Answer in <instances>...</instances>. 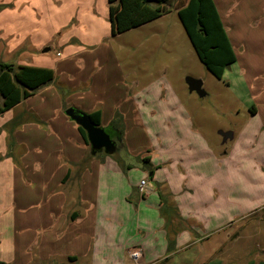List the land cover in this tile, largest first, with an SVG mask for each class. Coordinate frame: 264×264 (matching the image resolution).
I'll use <instances>...</instances> for the list:
<instances>
[{
    "label": "crops",
    "instance_id": "0c3cea01",
    "mask_svg": "<svg viewBox=\"0 0 264 264\" xmlns=\"http://www.w3.org/2000/svg\"><path fill=\"white\" fill-rule=\"evenodd\" d=\"M49 2L51 8H41ZM97 2L38 0L37 8L19 10L9 7L1 13L3 24L8 20L13 23L6 31L0 30V33L4 30L3 35L8 39V42L3 40L7 46L10 40L6 34L23 32L24 23L28 30L33 31L37 27L39 31L41 25L45 29L48 25L45 27L44 20L50 11V35L54 34L50 38L57 40L52 43L58 54L73 63L72 70L64 78L45 58L33 64L19 62L18 65L53 69L55 83L40 89L36 95L0 116V125H7L23 112L22 109H26L43 122H22L13 131L14 145L4 146L0 157V210H3L0 214V260L6 264H94L95 255L106 249L116 255L118 250L128 251L131 248L130 257L131 252L139 250L143 264H157L162 259L152 261L153 250L165 253L169 247L170 253L173 249L171 242L175 241L176 247L183 240H189L186 247L202 242L205 236L208 238L211 232H215L212 230H217L213 226L218 225L220 216L232 204L229 200L218 203L221 197L228 198V184L221 186V191L204 184L209 183L212 175L219 176L217 163L226 159L214 156L208 148L200 151L202 142H198L197 138L193 145L190 142L183 144V141L181 145L185 153L192 152L193 156H185L182 151L183 154H178L173 147L167 156H154V151L145 147L140 154L134 153L139 156H98L89 160L84 169L78 165L88 157L91 149L78 126L64 114L66 109L55 84L60 83L70 89L68 106L88 114L101 110L103 128L109 126L116 113H120L124 119V139L128 150L132 148L129 140L131 129L150 137L149 131L156 119L161 123L163 120L170 122L168 128L171 121L175 127L185 124L182 116L176 118L171 113L166 116L168 118H157L153 96L147 94L149 91L142 87L140 80H129L118 64L120 76L117 75L113 83L104 80V88L96 82L97 72L103 68L98 62H93L88 74H79L86 63V59L81 58L84 56L82 52H86L83 48H94L105 37L99 36V28L109 26L111 35L109 13L101 15ZM33 19L35 22H32ZM234 28L228 27L227 34L235 50L242 39L235 36ZM247 35L251 37L249 41L264 40L261 29ZM50 38H45L38 48L51 43ZM17 49L18 53H23L29 48L24 47V43H18L14 51ZM66 50H71L68 56L64 55ZM43 93L56 96V105L52 111L49 110L52 117L46 115L47 111L43 108V101L48 99L32 102ZM9 114V118L5 119L4 116ZM187 131V135L192 134ZM176 138L170 140L172 145ZM44 139L46 147L42 145ZM27 145L33 146L37 153L41 148L48 153L46 156H39V153L30 156ZM209 153L212 156H207ZM203 154L206 156H201ZM132 158L138 161L135 165L127 162ZM144 159L150 160L149 164L154 168L153 177ZM133 173L137 177L134 183L131 182ZM40 180H43L42 184ZM49 180L53 181V185L48 184ZM143 180L147 182L145 193L140 192ZM133 206L137 209L139 220L142 209L149 210L147 222L144 226L137 224L136 234L119 236L118 232L127 228L126 224L132 218ZM2 219L6 221L3 235Z\"/></svg>",
    "mask_w": 264,
    "mask_h": 264
},
{
    "label": "rangeland",
    "instance_id": "374dc122",
    "mask_svg": "<svg viewBox=\"0 0 264 264\" xmlns=\"http://www.w3.org/2000/svg\"><path fill=\"white\" fill-rule=\"evenodd\" d=\"M105 1L97 2V10L101 15L105 12L107 14L108 11L107 1ZM188 1L170 0L164 6V16L143 27L117 36L110 35L109 26L103 28L102 25L98 33L99 36L105 35V37L103 36L100 44L94 48H83L86 52H82L84 56L81 58L86 59V63L79 72L80 75L88 74L93 64L98 62L103 68L97 72L96 82L104 88V80L107 79L113 83L117 75L120 76L121 69L129 80H140L142 87L150 92L147 94L153 96L157 118H165L171 113L176 118L182 116L185 119L183 126L178 124L177 120L176 123L180 126L175 127V123L171 121L170 128H168L170 122L167 120L161 123L156 119L152 122L150 137L137 129H131L129 130L132 147L130 150L127 149L125 142L124 149L118 148L111 155L105 152L101 154L103 156H139V152L149 147L154 151V156H167L173 147L178 154L183 152L185 156H193L192 152L185 153L181 145L182 141L183 144L190 142L193 145L197 138L198 142H202L200 151L208 148L214 156H222L218 158L226 159L223 163H217L219 176L211 174L209 183L204 184L215 186L220 191L221 186L228 184V198L221 197L218 203L229 200L232 204H229L228 210L220 216L218 225L213 226L214 229L217 227V230H212L215 232L213 234L211 232L208 238L202 231V235L205 236L203 241L193 243L189 247H186L189 240L181 241L177 247L175 241L171 242V249H173L170 253L169 247L165 253L153 250L150 259L156 261L161 258L162 260L157 264H264V40L249 41L251 37L247 35L259 29L262 33L264 31V0H215L226 30L228 31V27L233 30L235 26V36L242 39L235 49L237 62L226 69L222 79L213 76L199 60L177 15L179 9L186 6ZM38 5V0L36 2L0 0V14L9 7L27 10L37 8ZM48 6L51 8L50 2L41 8L47 9ZM40 19L37 21H41ZM49 19H51L50 11L44 20L45 27L48 25L45 29L41 25L38 28L39 31L37 27H34L36 30H28L24 23L23 32L6 34L10 40L6 46L3 40L8 42V39L3 35V31H6L13 23L8 20L3 24L1 14L0 30H4L0 33V62H11L16 65L19 62L33 64L45 58L51 63L50 65H55L60 76L67 78L65 76L72 70L73 63L68 58H63L61 53H57L56 46L52 43L53 40L55 42L57 40L50 38L54 34L50 35ZM32 22L35 20L33 19ZM24 32L27 34L23 35ZM45 38H50L51 43L44 47L42 44L41 49L38 48ZM18 43H24V47L29 49L23 53H18V49L14 51ZM47 48H52V51L45 52ZM78 50H82V47ZM70 51L66 50L64 55L68 56ZM117 64L120 69L117 68ZM187 77L201 79L207 96L201 98L196 93H190L186 84ZM58 85L68 89L66 85L60 83ZM42 98L48 99L43 101V108L45 112L47 111L46 115L52 117L49 110L52 111L56 105V96L51 97V94L43 93L32 102L37 103ZM63 98L60 99L66 107H71L67 104L68 97ZM22 110L23 112L18 113L15 119L20 120L21 123L32 121L34 114L25 111L26 109ZM6 115L5 119L9 118L10 114ZM10 124L11 122L0 125V157L4 146L14 145ZM187 130H190L192 134L187 135L189 133ZM220 131L234 132V139L223 145ZM176 132L177 136H175ZM173 138H176L174 143L176 145L171 144L170 140ZM42 145L46 147L45 139ZM28 149H30V156H35V153L46 156L48 153L45 148L39 149L38 153L33 146H28ZM212 154L209 153L207 156ZM127 162L135 165L138 161L132 158ZM135 179L137 177L133 173L131 182L134 183ZM32 180H34L33 177ZM48 182L49 185H53V181ZM40 183L42 184L43 180H40ZM131 210L132 218L126 224L127 228L118 232L119 236H132L136 234L137 224L144 226L147 222L148 209H142L140 220L137 217L136 207L133 206ZM1 211L3 210H0V214ZM5 222L2 219V235L6 229ZM131 249L118 250L116 255L106 249L95 255L94 264H143L141 256L137 260L130 257Z\"/></svg>",
    "mask_w": 264,
    "mask_h": 264
},
{
    "label": "trees",
    "instance_id": "16d2710c",
    "mask_svg": "<svg viewBox=\"0 0 264 264\" xmlns=\"http://www.w3.org/2000/svg\"><path fill=\"white\" fill-rule=\"evenodd\" d=\"M107 1L111 35L117 36L143 27L164 16V6L170 0ZM177 15L199 60L213 76L222 79L226 69L237 62V55L229 40L215 0H189L186 6L179 9ZM54 83L55 72L51 68L0 62V116L36 95L40 89ZM55 87L62 98L68 97L71 92L58 84H55ZM63 107L64 109L68 108L65 103H63ZM89 116L97 126H101V110L95 111ZM32 121L43 124L36 117H33ZM10 125V131L13 134L21 122L14 119ZM78 129L90 147L86 132L79 126ZM106 129L111 138L116 141L118 148L124 149L125 125L120 113L115 114ZM100 155H102L101 152L93 154L90 151L88 157L78 165L84 169L89 160ZM143 161L148 164L146 168L149 169L153 177L154 168L150 166V160L144 159ZM0 264L6 263L0 260Z\"/></svg>",
    "mask_w": 264,
    "mask_h": 264
},
{
    "label": "water",
    "instance_id": "95a60500",
    "mask_svg": "<svg viewBox=\"0 0 264 264\" xmlns=\"http://www.w3.org/2000/svg\"><path fill=\"white\" fill-rule=\"evenodd\" d=\"M44 51L49 52L50 48H47ZM186 84L190 93H196L201 98L207 96V92L204 89V83L201 79L187 77ZM64 114L86 132L87 140L93 154H96L97 152H105V154L111 155L117 151L118 146L116 141L111 138L109 133L103 127L97 126L91 120L88 113L75 107H69L65 110ZM219 134L223 139V145L234 139V132L232 131H220Z\"/></svg>",
    "mask_w": 264,
    "mask_h": 264
},
{
    "label": "built area",
    "instance_id": "2783aa9c",
    "mask_svg": "<svg viewBox=\"0 0 264 264\" xmlns=\"http://www.w3.org/2000/svg\"><path fill=\"white\" fill-rule=\"evenodd\" d=\"M146 185H147L146 180L141 181V184H140V192H142V193H145L146 192ZM140 256H141V251H139V250H136L134 252H131V257L134 260H137Z\"/></svg>",
    "mask_w": 264,
    "mask_h": 264
}]
</instances>
